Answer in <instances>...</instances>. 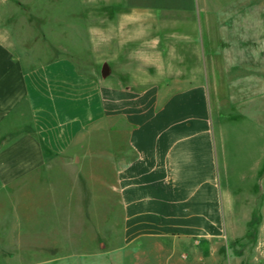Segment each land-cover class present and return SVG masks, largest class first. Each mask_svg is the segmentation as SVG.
<instances>
[{"label": "rangeland", "instance_id": "rangeland-1", "mask_svg": "<svg viewBox=\"0 0 264 264\" xmlns=\"http://www.w3.org/2000/svg\"><path fill=\"white\" fill-rule=\"evenodd\" d=\"M196 9L219 143L220 236L162 248L124 241V212L100 183V141L114 136L94 131L75 169L0 187V264H264V0H0V39L21 56H67L107 86L134 90V11L156 18L148 41L170 38L171 70L189 72Z\"/></svg>", "mask_w": 264, "mask_h": 264}, {"label": "crops", "instance_id": "crops-1", "mask_svg": "<svg viewBox=\"0 0 264 264\" xmlns=\"http://www.w3.org/2000/svg\"><path fill=\"white\" fill-rule=\"evenodd\" d=\"M142 14L134 11V90L107 86L67 56H21L0 39V187L75 169L78 148L89 147L94 131H106L114 137L100 141V183L124 212V241L162 248L164 241L212 240L220 236L224 204L200 11L187 14L194 34L185 41L194 44L196 61L189 72H173L170 38L147 40L157 22ZM184 57L176 54L180 63ZM257 190L260 199L264 187Z\"/></svg>", "mask_w": 264, "mask_h": 264}]
</instances>
